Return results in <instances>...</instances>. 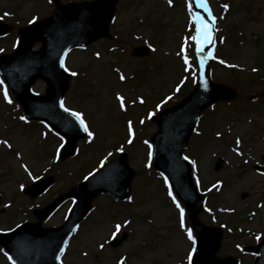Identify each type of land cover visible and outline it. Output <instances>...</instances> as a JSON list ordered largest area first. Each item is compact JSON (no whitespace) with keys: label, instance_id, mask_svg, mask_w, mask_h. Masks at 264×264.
<instances>
[{"label":"rangeland","instance_id":"374dc122","mask_svg":"<svg viewBox=\"0 0 264 264\" xmlns=\"http://www.w3.org/2000/svg\"><path fill=\"white\" fill-rule=\"evenodd\" d=\"M82 1L0 0V19L13 26L10 34L0 38V54L13 53L18 27L49 17L58 5ZM197 3L118 0L110 35L70 53L65 67L79 73L84 92L72 91L73 75L64 105L82 114L94 139L89 146L79 141L81 153L65 161H60L62 138L44 124L22 120L20 107L0 77V141H7L0 143V232L35 221V209L80 183L101 157L124 148L136 172L130 200L97 198L71 240L63 264H120L121 260L124 264H189L195 237L192 231L193 239H189L191 227L184 207L152 166L151 139L158 127L151 122V112L155 107L161 110L168 101V106L178 102V96L174 100L173 96L196 61L192 15L209 19ZM207 4L216 17L214 42L208 45L215 52L220 48L218 58L213 56L210 75L214 82L236 90L238 97L204 113L185 155L198 187L210 199L202 222L223 228L217 257L234 256L240 264H252L255 257L243 247L255 243L257 237V242L264 240V173L254 168L264 167V0H207ZM144 46L150 47L149 52L137 57L135 52ZM185 47L190 66L184 63L181 50ZM216 58L219 63L214 64ZM5 88L11 103L5 99ZM32 90L45 95L47 85L38 81ZM118 96L124 97L126 108L120 107ZM129 122L134 134L129 133ZM217 163L220 169L216 171ZM45 176L55 179L46 195L32 199L23 193ZM72 206L73 201H66L44 226L61 225ZM180 208L184 209L183 226ZM118 224L120 231L113 237ZM114 238L123 240L112 246ZM0 264H9L1 247Z\"/></svg>","mask_w":264,"mask_h":264},{"label":"water","instance_id":"95a60500","mask_svg":"<svg viewBox=\"0 0 264 264\" xmlns=\"http://www.w3.org/2000/svg\"><path fill=\"white\" fill-rule=\"evenodd\" d=\"M117 1L106 0L60 6L49 19L21 29L22 40L16 52L12 56L0 58V72L9 82L18 100L25 106L28 117L47 121L67 138L63 159L74 153L75 143L80 138V134L75 135L65 131L60 123L61 120L66 119L76 123V120L59 104L70 82V76L64 72L60 61L65 60L72 48L87 46L107 35ZM8 31L9 27L0 23V35ZM37 41H41L43 45L40 51L34 52L33 46ZM201 58L204 59V65L201 68L199 64L196 89L176 107L165 110L155 119L159 126V132L153 138L155 166L167 173L190 212L198 237V248L192 264H237L233 258L220 260L216 257L221 246L222 230L207 228L199 222L198 215L202 210L204 199L198 195L191 180L189 165L182 157V152L201 113L214 102L231 100L237 95L232 89L210 81L208 70L211 61L206 47L203 48L199 60ZM38 79H44L49 84L48 95L39 97L30 94L29 89ZM36 109L39 113L34 116ZM133 176L134 172L130 170L127 157L124 155L93 177L91 179L93 182L89 180L74 189L69 195L76 197L77 207L66 228L60 231L63 238L66 236V241L69 239L73 233L72 229L85 217L91 208V202L98 194L109 192L118 195L117 191L122 190L121 197L127 198ZM51 183V178L43 180L29 188L27 193L35 197L42 194ZM65 198L66 196L60 197L44 209L40 219L46 218ZM34 234H41V231L35 230L31 224H26L14 233L0 235V243L5 245L21 264H28L25 260H28L29 256L25 258V252L28 248L27 242L32 240ZM18 243H24L25 248H16ZM251 251L258 254L255 264H264V242Z\"/></svg>","mask_w":264,"mask_h":264},{"label":"snow or ice","instance_id":"6c2138e0","mask_svg":"<svg viewBox=\"0 0 264 264\" xmlns=\"http://www.w3.org/2000/svg\"><path fill=\"white\" fill-rule=\"evenodd\" d=\"M168 3H169V5H171L172 4V0H168ZM188 7H189V11L191 12V7H192L191 4H189ZM197 7L203 8L205 11H207L208 12V17H209L208 20H205L199 14H193L192 15L193 24L195 25V35L191 36V40L196 45V54L199 57V56H201V54L203 52V45L204 44H212L214 42V37L212 35V32H213V28H214V25H215L216 17L212 15L211 9L209 8V6L207 4V0H198ZM224 8L227 9L228 5H224ZM5 15H8V14L5 13ZM185 45L187 46V41L185 42ZM181 51H182V53H185L184 54V63H185V65H189L190 66L191 62H190V60H189V58H188V56L186 54V47L182 48ZM211 55L212 54L209 53V56H211ZM220 63H224V61H220ZM199 64H200V67L202 68L203 65H204V59L203 58H201L199 60ZM60 65H61V67H65L63 59H61ZM65 71H67V68H65ZM253 71H256V69H253ZM71 74L74 75V76L76 75L75 72H72ZM120 79L124 80L125 79L124 75H121ZM0 84H3V81H0ZM205 87H207L206 82H205ZM4 96H5V99H7L9 103L12 102L8 98L7 88L4 89ZM117 99L120 101V107L121 108H125L126 106H125L124 97L123 96H118ZM140 103L141 104L144 103L143 99L140 100ZM59 104H60V107L65 112H68L70 116L75 118V120L79 123L81 129L85 133H87V135L89 137L93 136V133L91 131H89L88 126L85 124V121H84V119L82 117V114H80L78 112L70 111L68 108H66L64 106V101L63 100H61L59 102ZM21 119L23 120V119H25V117H21ZM129 133L130 134H134L132 126H131V122H129ZM0 143L7 144V141H0ZM129 143H132V141L129 140ZM237 144H239V140H237ZM8 146L11 147V145H8ZM120 150L123 151L122 148ZM184 159L187 160L188 157H184ZM25 170L27 171V168H25ZM29 174H31V173H29ZM169 195H171V192H169ZM173 199L175 200V197H173ZM177 207L178 208L180 207L179 203H177ZM180 215H181V226H183V216H184V209L183 208H180ZM120 228H121V225H119V224L116 225V232L113 233V237H115V235L117 233H119ZM188 237H189V239H193V235H192V230L191 229H188ZM257 239H259V237H257ZM101 248H103V245H101ZM5 254L7 255V253H5ZM9 259L11 260V257H9ZM57 259H59V257H57ZM13 264H15L14 261H13ZM120 264H124V261L121 260Z\"/></svg>","mask_w":264,"mask_h":264},{"label":"bare ground","instance_id":"6f19581e","mask_svg":"<svg viewBox=\"0 0 264 264\" xmlns=\"http://www.w3.org/2000/svg\"><path fill=\"white\" fill-rule=\"evenodd\" d=\"M117 239V238H116Z\"/></svg>","mask_w":264,"mask_h":264}]
</instances>
